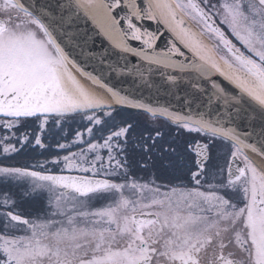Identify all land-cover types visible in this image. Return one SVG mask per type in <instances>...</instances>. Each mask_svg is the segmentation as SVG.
I'll return each instance as SVG.
<instances>
[{"label":"snow or ice","instance_id":"6c2138e0","mask_svg":"<svg viewBox=\"0 0 264 264\" xmlns=\"http://www.w3.org/2000/svg\"><path fill=\"white\" fill-rule=\"evenodd\" d=\"M144 20L163 24L175 43L158 49L161 34ZM89 28L108 43L102 67L115 70L111 58H123L128 68L131 56L141 67L129 71L145 83L164 72L173 85L187 81L193 92L184 107L149 103L109 86L104 72L86 71L78 58ZM214 73L232 87L213 83L204 95L200 85ZM252 113L259 132L239 123ZM137 114L154 126L146 130ZM76 115L88 123L57 141L66 155L0 162V264H264V0H0V127L33 118L44 134L51 118L55 136ZM11 138H0L5 154L32 143L28 134L16 138L20 147ZM33 140L46 147L41 135ZM218 146L229 152L226 171L215 163ZM136 169H158L176 183L144 180ZM14 197H43L47 206L30 218Z\"/></svg>","mask_w":264,"mask_h":264},{"label":"water","instance_id":"95a60500","mask_svg":"<svg viewBox=\"0 0 264 264\" xmlns=\"http://www.w3.org/2000/svg\"><path fill=\"white\" fill-rule=\"evenodd\" d=\"M142 24L143 28L148 31L158 32L161 34L160 39L157 41L158 49L164 48L169 41L175 43V41H172V37L169 32L165 30L163 24L154 20H144L142 21ZM187 24L193 31L200 33L201 29L194 21L188 20ZM138 26L140 25L138 24ZM88 35L92 36V39L88 41L85 48V57L78 58L84 61L83 66L86 71L92 72L95 69L97 71L104 72V80L109 86H115L117 90L123 89L125 92H131L137 98H143L149 103L155 104L158 102L161 105H171L173 108L184 107L186 95L193 92L192 87L189 86L187 81H180L177 85H173L172 82L167 80V72H164L155 74L151 80L145 83V81L140 80L135 73L129 71L134 64H137V61L131 56L127 59L128 68H124L125 60L123 58H121L118 63L115 58H111L109 62L112 63L115 70L108 68L107 63L102 67L98 61L102 55L105 54V50L108 48V43L102 36L93 35L91 28L88 29ZM202 38L206 43H212V41L205 34H203ZM81 39L84 40L87 39V37H81ZM131 43L133 47L140 46L138 41H132ZM177 47L181 46L177 44ZM181 51H185V49L181 47ZM88 53H94L95 57L88 59ZM185 55L189 56L190 54L185 51ZM137 66L141 67V65L138 64ZM72 71L92 90L105 97H110V94L102 84H94L86 77H83L82 74L75 68H72ZM205 81L206 82H202L200 85V87L205 90L204 95H207L208 92L211 91V85L213 83L225 88L232 87L227 80L215 73L210 77H205ZM193 94L196 95V93ZM188 98L191 99V96ZM239 123L243 129L249 131L254 130L256 132H259L262 126V122L255 115V113H252L249 116H241ZM250 155L259 161L260 158L257 154L250 153Z\"/></svg>","mask_w":264,"mask_h":264},{"label":"flooded vegetation","instance_id":"af4514ba","mask_svg":"<svg viewBox=\"0 0 264 264\" xmlns=\"http://www.w3.org/2000/svg\"><path fill=\"white\" fill-rule=\"evenodd\" d=\"M213 3H216L217 0H212ZM196 23V22H195ZM197 24V23H196ZM200 29L201 26L197 24ZM221 27H224L221 25ZM225 32L227 33L228 30L225 28ZM205 35L214 42L213 38L209 37L206 33ZM236 42L235 40L233 41ZM239 47L240 45L237 44ZM219 55H226L225 51L221 48L218 52ZM128 112H125L124 115H128ZM138 115V114H137ZM120 117H117L119 119ZM138 118L144 122L143 127L146 130H150L154 124L145 116H139ZM87 120L82 119L80 115H76L75 119L70 121L67 125L64 126V131L60 132L59 129H55V132L57 133L55 136L48 135L49 130L52 128V120L49 119V125L45 129L44 134L40 133V122L34 120L33 118H28L26 120L21 121V124H23V127H19L18 129H12V130H6L3 127H0V138L2 137H9L11 138L13 136V133H15V137L19 138L22 137L24 134L29 135V140L32 141L30 145H26L19 154L16 153H10L5 154L2 151V147H0V162H3L5 164H12L16 166H25V165H34L37 161L44 162V161H51L53 157L55 156H64L67 154V152L60 150L56 148V143L59 141L60 143H66L70 141L75 131L80 130L83 131L84 126L87 125ZM165 131H168L167 126H165ZM33 135H41V139L46 146L45 148H40L39 146H35ZM172 135L175 136V131L172 132ZM192 136H195L193 133ZM66 137V139H65ZM16 138H11L10 140L6 142H10L12 144H16L17 147H20V145L17 143ZM76 148H73L72 151H76ZM217 153L218 157L215 160V163L219 165L221 168L225 169L227 168V164L229 161V152L226 147L218 146L217 147ZM103 154V153H102ZM8 157L7 159L5 157ZM50 170L52 171H58L59 169L54 166L53 164L49 163L46 165ZM60 167L62 168L63 165L61 164ZM69 174V173H65ZM76 174V173H71ZM133 175L137 177H142L144 180H148L151 178H158L157 182L161 184H169V183H176L173 181L170 177L163 176L161 171L158 169H136ZM183 183L187 184V178L185 177ZM6 191L2 186H0V193ZM12 192H17L18 190L16 188L10 189ZM18 200L17 204V211L23 213L26 216H29L30 218L35 216L38 213L43 212L46 209L47 202L46 200L41 197L39 199H25L20 200L19 197H14ZM94 207H100L102 206L101 201H94L93 202ZM3 210V209H0Z\"/></svg>","mask_w":264,"mask_h":264}]
</instances>
